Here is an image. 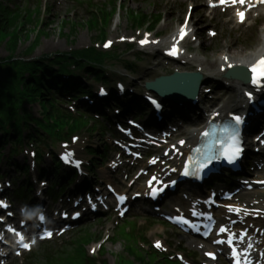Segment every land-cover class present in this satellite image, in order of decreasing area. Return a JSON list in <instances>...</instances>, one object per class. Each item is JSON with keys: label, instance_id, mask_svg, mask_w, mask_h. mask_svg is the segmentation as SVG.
Masks as SVG:
<instances>
[{"label": "rangeland", "instance_id": "rangeland-1", "mask_svg": "<svg viewBox=\"0 0 264 264\" xmlns=\"http://www.w3.org/2000/svg\"><path fill=\"white\" fill-rule=\"evenodd\" d=\"M141 1V0H140ZM143 2V1H141ZM124 3L125 4H128L130 5L131 9L132 10H137V9H141L142 11L146 12L148 9H150L152 6H149L148 3H144V4H139L137 2H135V0H124ZM69 4H73L69 2L66 4V5H69ZM64 6L62 7L61 10H59V8H54V11H52V17L56 18L55 21H56V24H59L60 21H63L64 17L66 16H69L71 19L74 18V20H78V19H85V16H82V13H84V11L81 9V11L79 10H75V11H72L70 9H72L70 6ZM68 7V9H67ZM67 9V11H66ZM82 12V13H81ZM181 13V12H180ZM184 14L181 13V15L179 16L178 19H180V17H182ZM56 16V17H55ZM61 19V20H59ZM170 20H174V22L177 20V17L174 18V15L170 16L169 17ZM124 14L121 13V18H120V22H121V29H124L125 27L128 26V22L125 23L124 25ZM119 23V17L116 16L114 21H113V24H117ZM51 30H54V26L51 27ZM80 33H79V36H78V41H84V42H87L91 39V34L85 29V28H80ZM53 34H51V37L47 38L53 45L54 47L55 46H59L61 48V50L63 49V47L65 45H69L70 43L67 42L66 40H63L61 37H59L58 35V30L57 32H52ZM256 37H258V34L255 35ZM45 40L42 41V44L44 43ZM24 40L21 42L23 43ZM21 43H20V46H21ZM25 45L21 46L19 48V50H22L24 48H26L29 44L28 43H24ZM258 45V41H255L252 45H248V46H245V45H242L240 44L239 42L236 41V39H226L225 41H222L221 45H219L216 49H214L213 51L211 52H205V51H202V53H205L209 58H216L219 54L221 53H224V52H230L231 54H246L250 51H254L255 48L257 47ZM206 47H209L210 45H205ZM238 48H237V47ZM240 49V50H239ZM8 47H7V43L6 42H3L0 44V56L1 57H5L8 55ZM34 56L36 57H39L41 56V53H39V51H35ZM38 108V106H37ZM39 109V108H38ZM113 254H111L112 256H110L111 258H113V255L115 256V254L117 252H119L121 250V246H117V247H110Z\"/></svg>", "mask_w": 264, "mask_h": 264}, {"label": "trees", "instance_id": "trees-1", "mask_svg": "<svg viewBox=\"0 0 264 264\" xmlns=\"http://www.w3.org/2000/svg\"><path fill=\"white\" fill-rule=\"evenodd\" d=\"M22 14L13 15L12 13L8 12L7 10L3 9L0 6V39H9L10 47L15 46L17 44V40H19V34L17 33V26L18 23L21 21ZM24 22L26 24L33 23L30 17H25ZM35 23V22H34ZM33 23V24H34ZM1 73V67H0ZM3 73V72H2ZM54 111L52 112V116L54 115ZM91 237L88 233L80 232V235L76 236L75 242L72 246L66 248L64 252L61 251L56 252L55 254H50L43 256L42 262L39 264H75L78 261H81L80 257V243L81 241H86ZM120 238L124 241L125 248L124 251L128 253L129 256H134L138 258L137 260L142 259V257L138 256L136 250H134V242L132 239L123 237L120 234ZM47 247L42 248L35 257H39L40 253L44 251ZM80 248V249H79Z\"/></svg>", "mask_w": 264, "mask_h": 264}, {"label": "snow or ice", "instance_id": "snow-or-ice-1", "mask_svg": "<svg viewBox=\"0 0 264 264\" xmlns=\"http://www.w3.org/2000/svg\"><path fill=\"white\" fill-rule=\"evenodd\" d=\"M224 2H225V0H221V3H224ZM237 2L240 3V4H244V3H245V0H232V3H233V4H235V3H237ZM238 15L241 17V19H243V16H244V13H243V12L238 13ZM182 35H183V33H182ZM146 42H147V41H141L142 44H143V43H146ZM171 54H175V50H173V52H172ZM261 62L264 63V61H261ZM253 71H255V69H253ZM101 94H104L103 91L101 92ZM153 103H155V101H153ZM236 120H237V122H239V117H236ZM225 131H227V130L225 129ZM204 135H205V136H208L209 133L205 132ZM181 143H183V142H181ZM197 151H199V150L197 149ZM71 155H72L71 153H66L65 156L62 157V159H67V157H69V156H71ZM229 162H231V161H229ZM76 166H77V167L79 166V162L76 163ZM187 174H188V173H187V170H186V171H185V175H187ZM120 199L123 200L124 197H120ZM0 207H7V205H6L3 201H0ZM41 219L43 220V217H41ZM9 231H15V230L12 229V228H9ZM220 231H221V232H227L228 230H227L225 227H221V228H220ZM16 235H17V236H20V243H21V246L24 247V248H28L29 245L26 244V243H23V237L20 235V233H16ZM48 235H51V233H48ZM245 235H246V233H245ZM235 236H236V234H232V236L229 238V240H228V244H229V245H233V240H234ZM241 239H243V237H241ZM33 242H34V241H33ZM217 242H221V241H217ZM159 246H160V245L157 244V247H159ZM249 247H251V245H249ZM234 251H235V249H234ZM237 254H238V253H237ZM210 255H211V254H210ZM244 264H247V261H245Z\"/></svg>", "mask_w": 264, "mask_h": 264}, {"label": "bare ground", "instance_id": "bare-ground-1", "mask_svg": "<svg viewBox=\"0 0 264 264\" xmlns=\"http://www.w3.org/2000/svg\"><path fill=\"white\" fill-rule=\"evenodd\" d=\"M254 55H256L255 51L250 52V53L247 54V56L250 57V58L253 57ZM234 57H235V58H238L237 56H234ZM213 60H214V59H212V58L209 60V65L212 64ZM204 81H205V79H204ZM236 93H237V92H236Z\"/></svg>", "mask_w": 264, "mask_h": 264}, {"label": "clouds", "instance_id": "clouds-1", "mask_svg": "<svg viewBox=\"0 0 264 264\" xmlns=\"http://www.w3.org/2000/svg\"><path fill=\"white\" fill-rule=\"evenodd\" d=\"M25 215H27L29 218H31V215H33V214L26 213Z\"/></svg>", "mask_w": 264, "mask_h": 264}]
</instances>
